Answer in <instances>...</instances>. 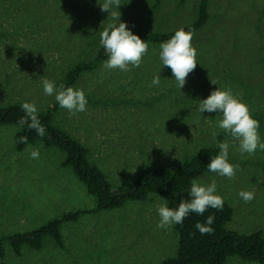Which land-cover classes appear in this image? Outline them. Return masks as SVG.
Here are the masks:
<instances>
[{"label":"rangeland","instance_id":"1","mask_svg":"<svg viewBox=\"0 0 264 264\" xmlns=\"http://www.w3.org/2000/svg\"><path fill=\"white\" fill-rule=\"evenodd\" d=\"M201 0H119L121 22L133 34H169L194 23ZM105 0H0V108L35 103L38 113L57 104L43 92L45 79L57 85L76 65L95 60L103 48L100 35L119 24L101 11ZM209 21L193 33L197 66L179 90L171 69L159 60V45L147 43L140 67L128 72L97 68L83 72L73 88L84 90L82 113L59 109L54 125L88 149L89 162L106 177L113 191L126 193L145 168L175 170L203 148L229 143L232 179L206 172L196 180L215 181L217 194L233 209L227 228L241 236L264 235V152L240 155L239 141L217 128L216 113L197 110L199 101L217 87L230 89L260 123L264 139V0H210ZM161 77L158 87L154 76ZM216 84H213L212 82ZM219 135L213 137V132ZM21 127H0V239L38 229L67 213L88 212L61 226L62 246L46 237L41 250L24 246L16 255L4 242L0 264H161L176 258L177 225L157 227L159 194L129 200L123 207L95 211L66 154L42 142L17 150ZM220 136L223 139H220ZM40 152L38 160L30 152ZM255 193L245 203L241 191ZM168 205V204H167ZM226 264H259L240 257Z\"/></svg>","mask_w":264,"mask_h":264},{"label":"trees","instance_id":"2","mask_svg":"<svg viewBox=\"0 0 264 264\" xmlns=\"http://www.w3.org/2000/svg\"><path fill=\"white\" fill-rule=\"evenodd\" d=\"M161 1L155 0L153 11L159 8ZM209 5L210 0H201L197 20L182 29L191 31L192 34L201 30L210 18ZM174 33L175 31L163 35L147 36L144 33L136 35L145 40L146 43L160 44L170 39ZM107 58L104 49H102L98 57L92 62H82L76 65L68 74L65 83L62 84L65 87H74L83 72L94 70ZM58 109L59 105L56 104L51 109L38 113V118L46 129L43 137L38 136L34 130H29L26 125L21 126L18 123L25 116L20 105L0 108V127L7 125L21 127V132L17 134V150L19 152L37 142H42L48 148L56 147L63 151L66 154L64 165L72 167L79 180L86 185L88 193L97 198L95 211L121 208L129 200L144 201L152 193L164 197L170 208H177L181 201L190 199L188 192L192 181L209 172L207 165L210 163L211 157L217 156L220 152L219 148H203L189 163H185L175 170L145 168L128 192L113 191L105 175L89 162L88 149L54 125V114ZM20 137H27V143H20ZM220 139L223 137L220 136ZM85 213L88 212L67 213L38 229L5 235L0 239V258L5 257L4 242L6 241L11 244L14 253L18 256L22 254L24 246L41 250L46 237L53 238L57 244L62 246L61 226L66 222L77 221ZM210 215L215 217L210 226L213 232L202 235L196 228V224H205ZM232 219L233 209L226 203H224L222 210L217 211L209 208L203 216L194 212L191 213L184 219L183 224L176 226L180 238L177 257L167 259L161 264H226L230 257H240L249 262L264 264L263 232L241 236L227 228V224Z\"/></svg>","mask_w":264,"mask_h":264},{"label":"clouds","instance_id":"3","mask_svg":"<svg viewBox=\"0 0 264 264\" xmlns=\"http://www.w3.org/2000/svg\"><path fill=\"white\" fill-rule=\"evenodd\" d=\"M130 2V0H128ZM119 0H105L101 4V11L108 12L113 20H119V24H109L101 32L100 47L104 49L108 57L102 67L107 70L118 69L128 72L132 68L140 67L144 56L148 52V44L138 35L133 34L131 28L125 22H121L119 10ZM193 35L191 31L184 29L176 30L174 35L167 41L159 45V60L163 67L171 69L173 79L177 87L182 89L186 83V78L197 66V51L193 47ZM212 82V81H211ZM152 86L158 87L161 83L159 75L154 76ZM216 84L215 82H212ZM43 92L46 96H54L55 101L61 109L67 110L70 114L82 113L87 110L88 99L83 89L65 87L63 84L57 85L55 81L45 79L43 81ZM25 116L18 121L21 126H27L29 130H34L40 137L45 135L46 129L38 118L39 109L35 103L24 102L20 105ZM197 110L202 113H216L221 119L217 123V128L230 134L234 140L239 141V152L241 156L247 154L252 156L257 151L264 152V139L259 134L260 123L254 119L247 104L237 98L230 89L216 88L210 95L199 101ZM219 135L218 131L213 132V137ZM20 143H27V137H20ZM219 154L211 157L207 169L217 176L232 179L237 171V167L229 162V143L221 142L218 145ZM40 152L33 149L30 158L38 160ZM190 197L187 201H181L177 208H170L167 204L157 207L160 220L158 228L168 229L173 225L183 224L184 219L191 213L203 216L209 209L220 211L223 209L226 197L217 194L215 181L204 184L198 180H193L188 192ZM239 197L249 203L255 198V193L241 190ZM214 216H208L205 224H196L198 231L203 234H211L210 227L214 222Z\"/></svg>","mask_w":264,"mask_h":264},{"label":"crops","instance_id":"4","mask_svg":"<svg viewBox=\"0 0 264 264\" xmlns=\"http://www.w3.org/2000/svg\"><path fill=\"white\" fill-rule=\"evenodd\" d=\"M262 77H264V75H262Z\"/></svg>","mask_w":264,"mask_h":264}]
</instances>
